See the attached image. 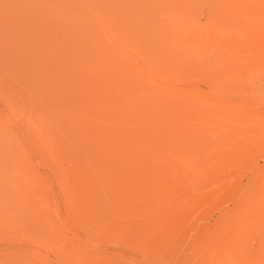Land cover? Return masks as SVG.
I'll return each instance as SVG.
<instances>
[{
    "label": "rangeland",
    "instance_id": "374dc122",
    "mask_svg": "<svg viewBox=\"0 0 264 264\" xmlns=\"http://www.w3.org/2000/svg\"><path fill=\"white\" fill-rule=\"evenodd\" d=\"M0 264H264V0H0Z\"/></svg>",
    "mask_w": 264,
    "mask_h": 264
},
{
    "label": "bare ground",
    "instance_id": "6f19581e",
    "mask_svg": "<svg viewBox=\"0 0 264 264\" xmlns=\"http://www.w3.org/2000/svg\"><path fill=\"white\" fill-rule=\"evenodd\" d=\"M155 18V17H154Z\"/></svg>",
    "mask_w": 264,
    "mask_h": 264
}]
</instances>
